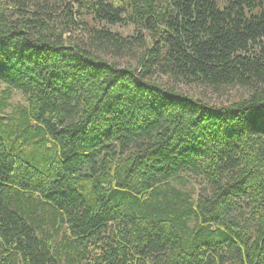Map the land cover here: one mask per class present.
Returning a JSON list of instances; mask_svg holds the SVG:
<instances>
[{
    "label": "trees",
    "instance_id": "trees-1",
    "mask_svg": "<svg viewBox=\"0 0 264 264\" xmlns=\"http://www.w3.org/2000/svg\"><path fill=\"white\" fill-rule=\"evenodd\" d=\"M0 264H264V0H0Z\"/></svg>",
    "mask_w": 264,
    "mask_h": 264
},
{
    "label": "rangeland",
    "instance_id": "rangeland-1",
    "mask_svg": "<svg viewBox=\"0 0 264 264\" xmlns=\"http://www.w3.org/2000/svg\"><path fill=\"white\" fill-rule=\"evenodd\" d=\"M127 28H129V29H131V27H127ZM119 31H121V32H123V33H127V32H129L127 29H125V28H121V27H119V28H117ZM18 98L16 97L15 98V100H17Z\"/></svg>",
    "mask_w": 264,
    "mask_h": 264
}]
</instances>
